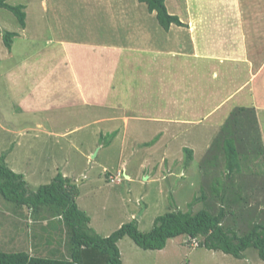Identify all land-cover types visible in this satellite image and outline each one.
I'll return each instance as SVG.
<instances>
[{
  "label": "rangeland",
  "instance_id": "obj_1",
  "mask_svg": "<svg viewBox=\"0 0 264 264\" xmlns=\"http://www.w3.org/2000/svg\"><path fill=\"white\" fill-rule=\"evenodd\" d=\"M134 1L6 0L13 6L23 5L26 17L21 27L13 13L0 8V156L5 157L9 169L23 175L29 193L50 184L57 174L75 182L76 204L90 218L89 227L98 236L108 237L132 221L139 232L147 233L157 217L172 209H190L193 213L205 209L206 203L199 200L202 191L214 206L222 205L208 189L216 186L223 193L215 182L226 180L221 149V128L226 125L241 146L240 156H247L240 159L241 174L232 175L225 186L226 195L229 198V191L234 193L236 189L242 199L247 197L254 210L246 222L253 220L264 226V153L257 157L250 154L259 148L264 152L263 35L261 39L254 33L250 35V46L254 43L257 48L255 56L247 49L257 105L244 94L250 93L251 82L229 101H218V109L210 113L220 112L219 121L210 114L186 121L181 116L184 107H179V103L184 106L183 100L177 101L182 87L172 77L162 79L161 107L170 103L177 117L156 116L162 111L155 110L158 106L150 100L149 92L134 89L129 94L126 80L142 72L141 64L135 66L134 52L125 54L120 70L115 68L120 78L115 80L117 86L112 87L111 98H107L110 105L101 102L100 106L73 108L75 101L70 107L69 101H60L62 106L58 103L57 91L65 82L57 83V79L92 70L100 78L112 70L108 62L104 69L95 66L94 61H102L100 56L84 52L78 43L120 46L126 52L128 48H139L149 52L139 53L145 61L152 51L167 49L156 13L149 16L147 6ZM180 1L179 9L186 12L184 1ZM249 1L237 3L241 21L245 18L246 24L264 30V0ZM177 17L187 27L185 20ZM7 32L17 34L11 50L3 41ZM117 51L112 55L119 62L121 54ZM143 69L151 73L149 68ZM239 70L241 77L237 80L241 83L247 74L242 68ZM227 82L222 80L223 88H227ZM214 92L212 98L216 96ZM174 96L173 102L167 100ZM126 97L132 111L123 116L116 107H127L122 104ZM186 150L191 151L190 157ZM105 172L112 176L120 172L117 178L121 182H105ZM240 184L246 187L240 189ZM12 207L0 195V252L67 258L68 234L62 219L44 218L34 223L30 210L15 213ZM227 219L223 226L232 227L233 219ZM239 227L243 228L242 223L237 224ZM49 233L54 234L52 245L58 249L59 244V253L46 249ZM193 243L187 238H176L169 240L163 250L150 251L125 236L117 246L123 264H264L252 248L237 259L220 251L194 247Z\"/></svg>",
  "mask_w": 264,
  "mask_h": 264
},
{
  "label": "trees",
  "instance_id": "obj_2",
  "mask_svg": "<svg viewBox=\"0 0 264 264\" xmlns=\"http://www.w3.org/2000/svg\"><path fill=\"white\" fill-rule=\"evenodd\" d=\"M138 2L145 4L149 13H156L158 23L165 31H168L172 25L185 27L177 16L168 13L166 0H138ZM0 8L13 13L20 26L24 27L26 15L23 5L13 6L6 0H0ZM16 36L17 34L13 32L3 35L4 44L8 50H11L13 38ZM221 133L226 180L222 183L219 182L220 180L215 182V185L219 184L222 187L223 193H219L216 186L208 190H211L212 198H216L222 205L214 206L215 204L210 199L208 200L207 195L201 190L199 200L206 203L205 209L195 213L190 209L186 212L172 209L157 217L154 227L147 233L139 232L135 221H132L122 225L105 238L98 236L89 227L90 218L78 208L75 201L77 187L71 184L70 179L57 174L50 184L40 187L36 192L29 193L23 175L9 169L5 163V157L0 156V195L4 201L13 204L12 208L15 213L30 210L29 215L34 223H39L44 218L62 219L68 234L67 258L65 259L32 257L26 252H0V264H123L117 243L125 236L131 238L139 248L150 251L163 250L169 240L176 238H187L189 242H196L195 247L220 251L237 259H242L244 253L252 248L264 261L263 224L253 220L246 222L247 217L251 216L250 211L254 210L249 206L247 197L242 199V195L235 189L234 193L227 190L231 194L228 198L225 191V186L230 182L232 175L241 174L240 159H247V156H240L239 152L242 149L238 147L241 146L238 145L230 128L224 125ZM186 151L190 157L191 151ZM260 152L264 153L262 148L250 154L252 157H257ZM105 177L107 183H113L111 179H114L116 175L112 176L109 172H105ZM244 186L246 187L245 184H240V189ZM195 201H198L197 198ZM241 205L244 206L241 207ZM227 218L233 219L232 227L223 226V221ZM238 223H242L247 232L243 233V228H237ZM44 228L47 226L45 225ZM53 235V233L48 234L49 245H46V249L52 254L61 250L59 244L58 249L52 245Z\"/></svg>",
  "mask_w": 264,
  "mask_h": 264
},
{
  "label": "crops",
  "instance_id": "obj_3",
  "mask_svg": "<svg viewBox=\"0 0 264 264\" xmlns=\"http://www.w3.org/2000/svg\"><path fill=\"white\" fill-rule=\"evenodd\" d=\"M238 1L239 0H182L183 5L186 6L187 9L185 8L186 12H181V9H179L181 5L180 0H166L168 13L181 17L180 19H183V21L185 20L187 23V27L172 25L168 31H165L158 25L163 33H165L164 36L166 38L162 40H165L163 44L167 46V49L164 51H152L150 57L146 56L147 61L143 60V55L139 53L148 54L149 52H145L139 48H128L127 50L129 51L126 52V50L120 46H107L95 42L78 43L77 46H83L82 50L84 52L100 56L102 61L98 64L94 61L93 64L95 66L104 69L108 62L112 70L110 73L105 72L104 76L100 78H97L92 70L83 73L77 71L71 73L69 78L57 79V83L65 82L62 88L60 86L59 92L61 94L57 91L59 95L58 103L62 106L60 101L65 100L69 101L67 103L68 106H72L75 101L76 105H74L73 108L100 106L99 103L101 102L108 105L107 98H111L114 91L112 87L117 86L115 80L120 78L115 74V68L117 67L120 70L121 62L124 61L123 58L125 54H133L134 52L136 55V58H133V61L136 63L135 66H140L141 64L142 72L140 76L134 75L126 80L129 82L127 85L129 94H131L134 89H138L141 92H149L150 100H153V104L158 106L155 110L162 111L158 112L156 116L163 117L166 115L169 117H177L175 107L170 103L169 105L164 104L161 107L163 104L160 98L162 93V90H160L162 87L161 84L163 83L162 79L165 81L172 77V79H176L175 81H178L182 87H180L182 94L180 93V97L177 101L180 102V100H183L181 102H183L184 106L179 103V107H184L181 116L186 121L189 119H198L203 116L208 117L210 115L214 117V120L217 119V121H219L220 117L218 116L220 112L215 111V113H210L212 112L211 110L218 109V101H229L239 94L238 90L242 93L245 87L252 82L254 77V75L251 74L253 67L250 59H248L247 49L250 48L249 50H252L251 56H255L257 48L254 47V43L252 47L250 46V35L254 33L259 36V38L262 37V35L264 36V30H261V28L256 29L257 26L249 25V23L246 24L247 19L245 20V18L241 21V17L238 15L237 11ZM134 2L139 6L143 5L139 3L138 0ZM249 2L252 1L250 0ZM178 12H181V14L179 15ZM148 15L152 16L153 14L149 13ZM91 49L92 51H90ZM114 50H118L117 52L121 54L119 55V62L117 58L113 59L112 54ZM149 60L151 62H149ZM88 61L91 62L90 60ZM127 62L128 61H126V64ZM143 67L149 68L151 73L148 74ZM240 68L247 74L246 80L241 83L237 80L238 77H241ZM128 74L127 72L126 75ZM122 75L123 74H121V76ZM122 78L123 77H121V79ZM225 79L228 81L227 88H223L221 83L222 80ZM254 83L255 81L252 82L250 89H248L250 93L244 92V94H248L250 98L249 101H251L250 103L256 106L257 98L256 95H254ZM151 92H153V94ZM213 92L216 93L217 97L215 96V98H212L211 95ZM234 94L236 95L233 96ZM211 98L213 99L212 101ZM167 100L173 102L176 100V96H174L173 99ZM123 103L127 107L120 104L116 109L124 113L123 116H126L127 111H132L130 99L126 97L125 102H122V104ZM153 104L150 106L152 109H154ZM101 107L108 108V106ZM112 110H114V108H112ZM122 113H120V115ZM134 114L136 113H133V115ZM128 178L130 177L128 176Z\"/></svg>",
  "mask_w": 264,
  "mask_h": 264
},
{
  "label": "clouds",
  "instance_id": "obj_4",
  "mask_svg": "<svg viewBox=\"0 0 264 264\" xmlns=\"http://www.w3.org/2000/svg\"><path fill=\"white\" fill-rule=\"evenodd\" d=\"M121 173L120 172H118V174H116V177H114L115 179L117 178V177H119V175H120ZM125 176H127V175H125ZM119 179V178H118ZM120 180V179H119ZM120 182H121V180H120ZM119 182V183H120ZM194 244V243H193ZM194 247H195V244H194Z\"/></svg>",
  "mask_w": 264,
  "mask_h": 264
},
{
  "label": "built area",
  "instance_id": "obj_5",
  "mask_svg": "<svg viewBox=\"0 0 264 264\" xmlns=\"http://www.w3.org/2000/svg\"><path fill=\"white\" fill-rule=\"evenodd\" d=\"M117 180H119V179H118V178H116V179H115V178H114V179H111L112 182H115V181H117ZM194 244H195V242H194Z\"/></svg>",
  "mask_w": 264,
  "mask_h": 264
},
{
  "label": "water",
  "instance_id": "obj_6",
  "mask_svg": "<svg viewBox=\"0 0 264 264\" xmlns=\"http://www.w3.org/2000/svg\"><path fill=\"white\" fill-rule=\"evenodd\" d=\"M126 178H128V176H125ZM72 185H75V182H71Z\"/></svg>",
  "mask_w": 264,
  "mask_h": 264
},
{
  "label": "bare ground",
  "instance_id": "obj_7",
  "mask_svg": "<svg viewBox=\"0 0 264 264\" xmlns=\"http://www.w3.org/2000/svg\"><path fill=\"white\" fill-rule=\"evenodd\" d=\"M254 92V91H253ZM254 94V93H253ZM255 95V94H254ZM255 97V96H254Z\"/></svg>",
  "mask_w": 264,
  "mask_h": 264
}]
</instances>
